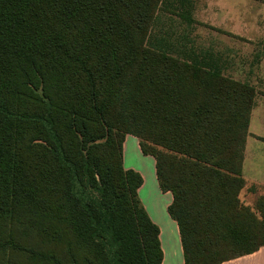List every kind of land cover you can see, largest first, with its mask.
Listing matches in <instances>:
<instances>
[{"label":"trees","instance_id":"trees-1","mask_svg":"<svg viewBox=\"0 0 264 264\" xmlns=\"http://www.w3.org/2000/svg\"><path fill=\"white\" fill-rule=\"evenodd\" d=\"M167 4L193 27V0H0V264H162L128 134L185 264L264 246V196L240 198L257 89L157 35Z\"/></svg>","mask_w":264,"mask_h":264},{"label":"rangeland","instance_id":"rangeland-1","mask_svg":"<svg viewBox=\"0 0 264 264\" xmlns=\"http://www.w3.org/2000/svg\"><path fill=\"white\" fill-rule=\"evenodd\" d=\"M167 7L175 10L168 4ZM195 14L198 21L191 36L202 46H210L225 56L227 52L234 54V66L225 71L226 75L237 80L248 78L258 90L257 98H264V63L260 65L264 58V0H197ZM168 26L167 19L161 18L157 35L167 32ZM138 142V147L128 146L124 165L142 174V194L152 198L158 188L155 158L145 155L139 139Z\"/></svg>","mask_w":264,"mask_h":264},{"label":"crops","instance_id":"crops-1","mask_svg":"<svg viewBox=\"0 0 264 264\" xmlns=\"http://www.w3.org/2000/svg\"><path fill=\"white\" fill-rule=\"evenodd\" d=\"M193 2V27H189L185 23H182V20L177 16V12H179L178 9L175 8L176 11H161L162 13H160V19L166 18L170 24V26H168V33L165 32L163 35L169 36V41H172L173 43H175L176 38L179 39L177 46V48H179V52L180 50L182 51V49H186L188 51L190 49H196L197 52H199L200 50L212 51L221 69L224 72L228 69L230 70L231 65L234 66L235 63L234 54L229 55V52H227L225 56L223 53L215 50L214 48H211L210 46H202L197 42L196 38L191 36V33L195 30V25L198 21L195 17L197 0H193ZM166 14L167 16H165ZM175 24L180 25L179 29L175 27ZM191 39L193 40L192 42ZM227 51L229 50L227 49ZM260 58L261 57H259L258 59ZM261 63H264V58H262V60L260 61V65ZM259 67L260 66H258L257 69H259ZM249 72L251 73V69ZM241 81H247L254 85V83L248 78ZM257 97L255 99V105L251 112L249 135L246 139L244 150L243 178L245 181V185L240 192V198L242 202L251 207L254 206L259 197L264 196V98ZM129 145L132 148L138 147V139L133 135H127L123 151L124 161ZM144 188L145 180L139 189V197L150 218L155 224H157L160 229L159 237L163 251L162 264H185L179 226L168 212V207L173 202L172 193L163 192L158 184V188L155 191L154 196L152 198H146V195L143 196L142 194ZM223 264H264V246L255 253L224 262Z\"/></svg>","mask_w":264,"mask_h":264}]
</instances>
